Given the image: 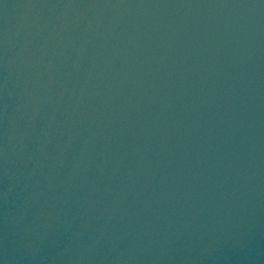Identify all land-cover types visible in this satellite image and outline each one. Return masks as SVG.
Masks as SVG:
<instances>
[{
    "label": "water",
    "instance_id": "1",
    "mask_svg": "<svg viewBox=\"0 0 264 264\" xmlns=\"http://www.w3.org/2000/svg\"><path fill=\"white\" fill-rule=\"evenodd\" d=\"M0 264H264V0H0Z\"/></svg>",
    "mask_w": 264,
    "mask_h": 264
}]
</instances>
